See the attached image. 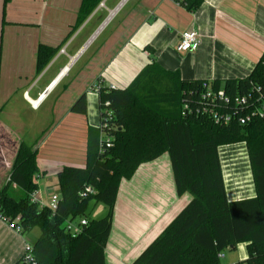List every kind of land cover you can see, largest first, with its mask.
Segmentation results:
<instances>
[{"label":"crops","instance_id":"obj_1","mask_svg":"<svg viewBox=\"0 0 264 264\" xmlns=\"http://www.w3.org/2000/svg\"><path fill=\"white\" fill-rule=\"evenodd\" d=\"M131 1L126 0L111 18L109 9L98 21L97 7L77 26L82 31L90 25L87 34L68 51L75 38L67 46L64 42L76 28L81 0H0V186L8 180L15 151L23 142L19 135L22 120L36 118L39 113L51 121L29 145L36 151L39 170L36 195L47 202L58 193L56 176L62 167L86 163L88 128L99 126L101 114L94 84L100 88H125L152 61L164 69L178 71L187 81L213 83L244 78L264 53V0H201L194 10L175 0H136L124 17L118 18ZM109 26L111 29L104 35ZM190 29L198 32L199 47L195 51H177L180 33ZM102 36L104 39L96 42ZM41 43L56 52L54 60L38 72L37 48ZM48 85L38 105L31 106L24 92L29 100H35ZM60 85V93L49 100ZM81 94L86 98L85 114L71 111ZM220 149L230 157L227 162L239 153L244 163L239 166L236 156L230 162L232 170L227 162L225 167L221 163L228 199L253 197L252 172L249 174L244 160L246 145H220L219 157ZM139 169H144V176L135 186L134 174L120 181L104 249L105 264H131L191 199L187 192L176 193L167 153L140 164L136 171ZM141 190L144 195H140ZM24 241L0 218V264H14L21 259ZM246 255V243L218 254L221 264H233Z\"/></svg>","mask_w":264,"mask_h":264},{"label":"trees","instance_id":"obj_2","mask_svg":"<svg viewBox=\"0 0 264 264\" xmlns=\"http://www.w3.org/2000/svg\"><path fill=\"white\" fill-rule=\"evenodd\" d=\"M103 1L107 0H81L76 27ZM177 1L194 10L201 0ZM55 52L38 45V72ZM250 81L264 84V53L248 76L212 85L233 97L248 90ZM200 82L184 80L178 71L152 61L125 88L101 87L100 122L88 128L86 163L65 165L57 173L54 211L30 201L38 189L36 151L23 142L18 145L8 180L0 186V217L19 226L21 235L38 229L32 241L35 264H105L120 181L130 179L140 164L162 153L169 156L176 193L187 192L191 199L131 264H221L218 254L239 243H246L247 255L233 264H264V116L246 124L236 120L218 124L197 114ZM71 111L86 113L85 94L74 101ZM102 134L111 137L110 144L102 143ZM240 142L246 145L255 195L230 200L218 147ZM85 185L95 192L79 198ZM91 201L105 204L106 214L87 218L83 232L71 236L65 221L86 216ZM14 264L24 263L19 259Z\"/></svg>","mask_w":264,"mask_h":264},{"label":"built area","instance_id":"obj_3","mask_svg":"<svg viewBox=\"0 0 264 264\" xmlns=\"http://www.w3.org/2000/svg\"><path fill=\"white\" fill-rule=\"evenodd\" d=\"M200 45L199 35L196 30L182 31L178 38L176 49L179 52L195 51ZM64 52V48L60 50ZM60 73V72H59ZM48 85L35 99L29 100L27 92H24V97L29 101L31 106L36 107L39 101L48 91ZM97 93L100 91V85L96 84L92 87ZM200 103L196 107V113L211 118L215 123L228 124L236 120L240 124H246L253 118L264 116V84H254L249 82V89L244 93L233 97L226 94L222 88H215L208 80H201L199 86ZM108 112V113H107ZM107 115H111L112 111H107ZM102 143L110 144L111 137L107 134H102ZM94 187L85 185L78 192L79 198H86L94 193ZM30 201L36 203L39 207L47 206L51 211H54L58 203V194H52L47 202L38 198L36 193L30 196ZM17 233H20V227L9 223ZM88 224L86 217L77 219H68L65 221L64 228L71 236L78 235L83 232V229ZM33 246L30 242L24 241L23 254L21 260L24 264H35L32 256Z\"/></svg>","mask_w":264,"mask_h":264},{"label":"rangeland","instance_id":"obj_4","mask_svg":"<svg viewBox=\"0 0 264 264\" xmlns=\"http://www.w3.org/2000/svg\"><path fill=\"white\" fill-rule=\"evenodd\" d=\"M117 1L118 0H107L106 2H103V5L102 6H99V13H98V17L99 18H97V21H98V19L99 20H102L104 17H105V15H107L108 14V10L110 9V10H114L113 8L118 4L117 3ZM136 0H132L124 9H123V11L120 13V15H118V18L120 17V16H122V17H124V15L131 9V7L133 6V3L135 2ZM117 3V4H116ZM116 4V5H115ZM113 5H115V6H113ZM121 8V7H120ZM119 8V9H120ZM110 12V11H109ZM116 22V21H115ZM115 22H113L112 24H115ZM89 26L90 25H88V27H86L84 30H82V31H80L79 29L80 28H75L74 30H73V32L71 33V35H70V37L66 40V42H64L65 44V46H67V44L69 43V42H71L74 38H75V40L73 41V43H72V45L71 46H69V47H67V50L68 51H70L71 50V47L73 46V44L77 41V40H79L80 38H82V37H84L86 34H87V30H88V28H89ZM111 29V26H109L108 28H107V30L106 31H104V35H106L107 34V32H109V30ZM103 35V36H104ZM103 36L100 38V39H98V41H96V42H101L102 41V39H104L103 38ZM69 41V42H68ZM97 43H95L90 49H89V51H88V53H87V55L89 54V52L94 48V46L96 45ZM64 55V54H63ZM87 55H85V57L87 56ZM84 57V58H85ZM62 59H63V56H62ZM52 60H54V56L50 59V62L52 61ZM80 64V63H79ZM57 68V67H56ZM97 84V83H96ZM96 84H94V85H96ZM93 85V86H94ZM92 86V87H93ZM61 90V85L55 90V93H53V95H51L50 96V98H49V100H51V99H53L54 98V94H56V95H58ZM59 92V93H58ZM30 95H31V97H33V94L32 93H30ZM12 102H13V99H12ZM22 119H23V116H22ZM23 121V125L19 128V135H20V137H21V141H23V142H25L26 144H28V145H31L37 138H39V135L41 134V130L42 129H46V128H48L49 127V125H50V123H51V121L48 119V118H43V117H41V115H39V113H37V117L36 118H33V119H31V120H22ZM234 156H236L235 158H236V160H237V162H239V166H244V163L242 162V155H240L239 153L238 154H236V155H234L233 154V156H232V158H231V160H230V162L234 159ZM230 157H227V156H225L224 155V153H222V151H221V149H220V159H221V163H223V166L225 167V165H226V162H227V160L229 159ZM244 158V157H243ZM244 160H245V162L247 163V166H248V171H249V174H251V170H250V162H249V157H248V153H245V158H244ZM230 162H227V166H228V168L230 169V170H232L231 168H230V166L232 167V165H230ZM144 169H139L138 171H136L135 173H134V176H133V183H134V185L133 186H135L136 184H138V182H139V179L142 177V176H144ZM224 172H225V170H224ZM136 176V177H135ZM227 177H228V175H227ZM229 179V178H228ZM236 180H237V178H236ZM41 182H42V180H40V184H41ZM131 184H132V182H131ZM228 184H230V183H228ZM231 184H233V183H231ZM142 185V182H141V184H140V186ZM228 187H229V185H228ZM232 188V187H231ZM134 190V188L133 189H131V191H133ZM137 190V192L139 193V190L138 189H136ZM57 192V191H56ZM55 192V193H56ZM141 192L143 193V194H140V195H144V191L143 190H141ZM56 194H58V193H56ZM139 196V195H138ZM139 198V197H138ZM138 198H136V199H138ZM135 199V200H136ZM106 209H107V207H106V205L105 204H103V203H101V202H94V201H91L90 203H89V205H88V208H87V210H86V213H85V215H86V217L88 218V219H99V218H101V217H103L105 214H106ZM37 233H39V231H38V229H35V231H33V232H31V233H28V234H26V235H22L23 236V239H25L26 241H28V242H30V243H32V241H33V239H34V237L37 235Z\"/></svg>","mask_w":264,"mask_h":264},{"label":"bare ground","instance_id":"obj_5","mask_svg":"<svg viewBox=\"0 0 264 264\" xmlns=\"http://www.w3.org/2000/svg\"><path fill=\"white\" fill-rule=\"evenodd\" d=\"M126 2V0H122L121 1V3L118 5V7L116 8V9H114V10H112V11H110L109 12V18H111L118 10H119V8L124 4ZM175 2L176 3H178V4H180V2L179 1H177V0H175ZM108 18V19H109ZM105 24V23H104ZM94 37V36H93ZM67 69L65 68L63 71H62V73H64L65 71H66ZM32 101H35V100H32ZM112 111V110H111ZM113 113V112H112ZM94 192H95V190H94ZM36 193V192H35ZM82 217H86V216H82ZM1 218V217H0ZM79 218V217H78ZM87 218V217H86ZM77 219V218H76ZM19 234H21V233H19ZM26 241V240H25ZM32 244V243H31ZM33 250V249H32Z\"/></svg>","mask_w":264,"mask_h":264},{"label":"water","instance_id":"obj_6","mask_svg":"<svg viewBox=\"0 0 264 264\" xmlns=\"http://www.w3.org/2000/svg\"><path fill=\"white\" fill-rule=\"evenodd\" d=\"M121 1H122V0H121ZM121 1L118 3V5L121 3ZM103 2H104V1H103ZM103 2H101V3L98 5V7H99V6H102V5H103ZM118 5H117L115 8H113V9H116V8L118 7ZM109 11H112V10H109ZM108 16H109V15H108ZM108 16H107V18H108ZM107 18H106V19H107ZM104 22H105V21H104Z\"/></svg>","mask_w":264,"mask_h":264}]
</instances>
